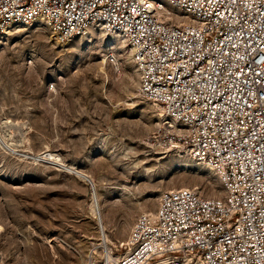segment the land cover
Returning <instances> with one entry per match:
<instances>
[{
	"label": "rangeland",
	"instance_id": "374dc122",
	"mask_svg": "<svg viewBox=\"0 0 264 264\" xmlns=\"http://www.w3.org/2000/svg\"><path fill=\"white\" fill-rule=\"evenodd\" d=\"M106 36L62 40L43 19L0 34V264H104L162 191L222 194L210 169L153 139L159 115L136 93L129 52L113 64Z\"/></svg>",
	"mask_w": 264,
	"mask_h": 264
},
{
	"label": "built area",
	"instance_id": "2783aa9c",
	"mask_svg": "<svg viewBox=\"0 0 264 264\" xmlns=\"http://www.w3.org/2000/svg\"><path fill=\"white\" fill-rule=\"evenodd\" d=\"M37 18L62 40L121 37L153 139L220 182L216 197L162 191L116 264H264V0H0V34Z\"/></svg>",
	"mask_w": 264,
	"mask_h": 264
},
{
	"label": "bare ground",
	"instance_id": "6f19581e",
	"mask_svg": "<svg viewBox=\"0 0 264 264\" xmlns=\"http://www.w3.org/2000/svg\"><path fill=\"white\" fill-rule=\"evenodd\" d=\"M37 19H39V18H37ZM37 19H35V20H37ZM90 29H92V28H90ZM89 30L86 32V34L89 32ZM106 34H107L106 40H107L108 44L110 45L109 49H111L110 50V56H108V55L107 56L112 58V63L113 64L118 65L119 64V56H120L119 52L123 51V52L126 53V51H127V53L129 52V54H130V51H129V49H127L125 41L121 37H119L118 35H115V34H109V33H106ZM117 44H118V46H117ZM103 57L104 58L102 59V63H105L106 62L105 55ZM134 71H135V69H134ZM0 141H1V139H0ZM1 142L3 143V141H1ZM5 145L6 144H4L3 146L5 147ZM6 149H9V148H6ZM176 151H177L178 157L183 158V157L186 156V154L183 153L182 151H180V150H176ZM40 158L44 159V160H47V161L50 160L52 162H57V161L61 160L57 154H53V153H47V154L41 156ZM71 168H69V169H71ZM76 173H77V175H78V177L80 179L86 181L87 183H93V182H91V178H90V176L87 173H84L82 171H76ZM90 207H91L90 209H91L92 213L95 215V217H98V214H100L99 216H100V219H101V209L105 208V204L103 202L99 203L98 202V197L95 200V197L93 196V194H92V202H91V206ZM106 257H107V260H106V262L104 264H116V262L118 260L115 256H113V254H111V252H108Z\"/></svg>",
	"mask_w": 264,
	"mask_h": 264
}]
</instances>
